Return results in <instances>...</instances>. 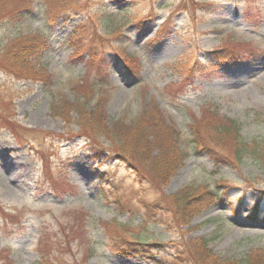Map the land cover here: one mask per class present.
I'll list each match as a JSON object with an SVG mask.
<instances>
[{
  "label": "rangeland",
  "instance_id": "rangeland-1",
  "mask_svg": "<svg viewBox=\"0 0 264 264\" xmlns=\"http://www.w3.org/2000/svg\"><path fill=\"white\" fill-rule=\"evenodd\" d=\"M223 126L264 159V0H0V264H259Z\"/></svg>",
  "mask_w": 264,
  "mask_h": 264
},
{
  "label": "trees",
  "instance_id": "trees-1",
  "mask_svg": "<svg viewBox=\"0 0 264 264\" xmlns=\"http://www.w3.org/2000/svg\"><path fill=\"white\" fill-rule=\"evenodd\" d=\"M6 0H3V3H5ZM41 41L39 39V35L38 34H32V35H28L26 37H18V39L15 40V44H19L21 45L20 47H18V52L17 53H12L10 52L8 49L4 50L3 56L4 58L7 57L9 58V63L10 64H14L16 63L17 65V71L16 75H28L29 78L33 77L36 78L37 77V69L32 65V61L28 62L27 60L25 62H22V60L24 59L25 56H37V50H39L41 48V42H42V37ZM40 44V45H39ZM24 45H26L27 47L31 48L32 50V54H27L26 55V51H24ZM18 46V45H17ZM40 47V48H39ZM240 55H242L243 57L246 56V54H243L240 52ZM238 57V56H237ZM31 63V65H30ZM21 64V66H20ZM23 65V67H22ZM212 127V126H211ZM217 127V126H216ZM199 129V128H197ZM218 129V128H217ZM214 127V134L215 136H217V139L215 140V142L219 143V144H223L221 146V148L225 151L228 152L229 148H226V146H232L231 148L233 149V154H234V158L240 160V157H244V156H249L252 158V161L255 162V164L260 168V170L264 171V159L262 154L256 150L255 146L253 147H247L246 145H243L241 142H238L236 139V134H230L227 132V129L223 126V128H220L217 130ZM225 130V131H224ZM219 131H223L222 133H220ZM197 133L201 134V131H198ZM221 135V136H219ZM222 140L226 143H223ZM214 150V149H213ZM187 154V153H186ZM184 154V155H186ZM166 155V154H165ZM179 161L178 158L174 157V160L172 161H167L166 164L162 165H157L156 168H160V172H156L155 174H157V179L158 180H163L165 181L166 178L169 176L168 173L172 172L175 170V168L177 167V162ZM186 200L185 198H183L182 200H179L177 204L173 205L174 207H176L179 210H183L186 209ZM173 207V210L175 211ZM176 214V211H175ZM136 242H138L136 240ZM141 243V242H139ZM257 262V261H255ZM244 264H254V262L252 261H245ZM259 264H264V260H261V262Z\"/></svg>",
  "mask_w": 264,
  "mask_h": 264
}]
</instances>
